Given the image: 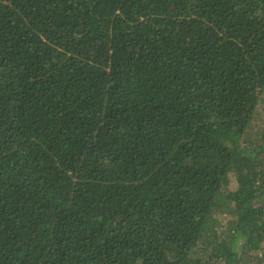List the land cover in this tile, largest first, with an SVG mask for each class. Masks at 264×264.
<instances>
[{"label": "trees", "instance_id": "trees-1", "mask_svg": "<svg viewBox=\"0 0 264 264\" xmlns=\"http://www.w3.org/2000/svg\"><path fill=\"white\" fill-rule=\"evenodd\" d=\"M0 264H264V0H0Z\"/></svg>", "mask_w": 264, "mask_h": 264}, {"label": "rangeland", "instance_id": "rangeland-1", "mask_svg": "<svg viewBox=\"0 0 264 264\" xmlns=\"http://www.w3.org/2000/svg\"><path fill=\"white\" fill-rule=\"evenodd\" d=\"M222 217H224V215Z\"/></svg>", "mask_w": 264, "mask_h": 264}]
</instances>
